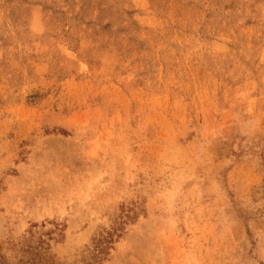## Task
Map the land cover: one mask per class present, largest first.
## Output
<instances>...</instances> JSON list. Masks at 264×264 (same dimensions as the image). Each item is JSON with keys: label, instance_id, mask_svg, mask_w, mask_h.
I'll return each mask as SVG.
<instances>
[{"label": "rangeland", "instance_id": "1", "mask_svg": "<svg viewBox=\"0 0 264 264\" xmlns=\"http://www.w3.org/2000/svg\"><path fill=\"white\" fill-rule=\"evenodd\" d=\"M264 264V0H0V255Z\"/></svg>", "mask_w": 264, "mask_h": 264}, {"label": "trees", "instance_id": "2", "mask_svg": "<svg viewBox=\"0 0 264 264\" xmlns=\"http://www.w3.org/2000/svg\"><path fill=\"white\" fill-rule=\"evenodd\" d=\"M118 227H113L111 230L100 232L93 238V248L88 249L87 256L83 257V264H91L90 260L100 259L102 254L106 252L109 244L112 242ZM48 243L38 237L35 240L31 238L25 239L19 246V256L16 260H7L3 255H0V264H57L52 261L50 254L47 252Z\"/></svg>", "mask_w": 264, "mask_h": 264}]
</instances>
